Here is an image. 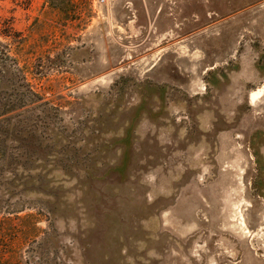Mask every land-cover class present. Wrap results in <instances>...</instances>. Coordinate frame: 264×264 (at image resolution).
Returning <instances> with one entry per match:
<instances>
[{
    "label": "rangeland",
    "instance_id": "374dc122",
    "mask_svg": "<svg viewBox=\"0 0 264 264\" xmlns=\"http://www.w3.org/2000/svg\"><path fill=\"white\" fill-rule=\"evenodd\" d=\"M0 42L57 112L0 264H264V0H0Z\"/></svg>",
    "mask_w": 264,
    "mask_h": 264
},
{
    "label": "trees",
    "instance_id": "16d2710c",
    "mask_svg": "<svg viewBox=\"0 0 264 264\" xmlns=\"http://www.w3.org/2000/svg\"><path fill=\"white\" fill-rule=\"evenodd\" d=\"M1 34L11 36L10 31ZM55 110L35 87L18 56L9 55L0 42L1 171L28 168L37 162L43 138L55 131L51 127L57 118Z\"/></svg>",
    "mask_w": 264,
    "mask_h": 264
}]
</instances>
